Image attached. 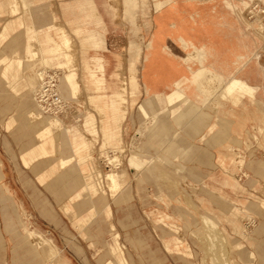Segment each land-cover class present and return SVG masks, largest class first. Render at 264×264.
Masks as SVG:
<instances>
[{
	"label": "crops",
	"instance_id": "obj_1",
	"mask_svg": "<svg viewBox=\"0 0 264 264\" xmlns=\"http://www.w3.org/2000/svg\"><path fill=\"white\" fill-rule=\"evenodd\" d=\"M54 3L58 15L53 10ZM255 5L259 9L264 8V0H0V19L6 18L0 30V89L7 91L5 95L0 94V118L2 116L4 125L3 130L0 124V165L3 167L0 173V196L12 199V205H0L1 229L16 231L17 221L12 213L19 211V223H23L21 215L24 213L26 217L33 218L37 226L38 220H42L41 227L51 230V234L64 228L70 230L73 227L60 210L61 206L66 215L72 216L89 247L98 253L102 251V246L97 245L88 228H91L90 223L96 216L104 213L110 221L111 237L103 264L118 262L115 249L120 259L118 264L124 260L130 264L125 248L120 243V232L111 221V206L104 202L101 210H98L93 197L101 194L102 201H106L105 194L109 192L114 202L122 200L120 197L124 195V199L128 198V194H125L129 186L127 171L121 168L122 162L118 165V161H121L120 156L124 152V133H127V128L131 132H139V138L143 136L142 131L138 130V114H130L135 106L145 115L140 126H146L145 129L151 133L158 124V115L166 110L170 111L179 130L192 126L196 135H200L205 127L210 133L216 128L224 134L235 132V137L228 135L233 141L225 147L228 153L218 151L211 155L230 172L235 171L239 165L240 168L243 157L236 151V147L242 142L243 133L248 131L249 123L254 122V133L249 135V139L264 143V98L258 96L264 84L258 80L262 77L257 78L251 71L253 67L264 71L260 54L264 50V41L262 34L259 35L261 25L264 26V14L250 24L245 20L248 17H243L246 13L244 11ZM14 8L18 11L13 12ZM63 33L75 44L76 52L79 51L78 82L82 95L87 93L94 112H84V103L74 99L77 98V92L75 97L67 100L69 111L78 113L71 114L78 116L66 118L69 121L75 119V122L67 123L66 119L62 120L59 116L43 114L34 97V103L23 105L22 112H18V109L10 112L14 98H23L25 92L32 93L37 88L39 70L45 65L54 69L57 67V56L52 52L54 45L51 40L60 41ZM17 45L19 48H15ZM97 59L101 60L103 72L96 69ZM45 60L48 62L45 63ZM124 69L127 70L126 76L123 75ZM91 70H97L96 79L103 81L97 83L91 76ZM202 70L208 73L203 74ZM43 71L39 86L43 82ZM123 78L127 79V102L121 108L118 100H115L122 111L112 112V94L121 89ZM98 84L102 85V89L97 92L95 86ZM142 94L148 105L140 103ZM157 101L163 104V108L155 111L152 106ZM3 103H6L5 109H2ZM96 106L103 112H98ZM209 107L215 109L217 114H227L234 118L238 129L228 130L219 121L212 122L213 115L207 111ZM225 108L229 111L218 112ZM233 109L241 112H233ZM32 111H38L37 115L44 117V121L33 118ZM67 114L70 116V112ZM51 118L58 120L59 124L52 125ZM127 118L128 127L124 126ZM19 121L22 122L20 125ZM164 127L172 132L171 126ZM7 130L21 132L23 136H15L13 141ZM137 143L136 138L132 140L133 150L128 163L132 171L140 174L144 170H152V160L138 159ZM96 145L103 149L105 157L114 158L111 162L116 163L115 166L110 164L112 168L105 175L95 156ZM109 147L113 151H108ZM193 147L196 148L189 144L175 146L173 160L183 165L199 163L191 160L197 157ZM116 150L120 151L119 156L114 154ZM143 154L151 155L147 151ZM12 159H16L15 164L17 162L20 169L12 168ZM37 166L38 171L31 173L30 170ZM110 172L120 187L115 194L108 186L107 175ZM190 172L196 180H204V177L196 175V170ZM98 173L101 174V188L97 186ZM54 176L59 177L61 182L57 202L51 201L47 190L39 184V181L44 185L51 183ZM71 176L81 182L76 183L75 190L71 187L68 189L71 195L67 198L66 186ZM208 179L219 181L220 178L209 176ZM206 186L211 196L230 203L232 217L224 214L217 217L232 224L236 233L246 237V227L240 223L242 214L251 217L255 209H264V200L245 203L230 200L224 188L236 190V186L227 178L220 189ZM42 196L50 200L56 215L47 208V201L45 207L40 206ZM156 222L167 225L174 234L173 241L163 238L166 249L169 252H182L180 248L187 243L176 236L180 228L174 217L160 213ZM206 223L216 230L212 218H206ZM24 229L26 241L32 244L35 252L50 251L53 248L56 255L54 260L58 258V248L52 238L25 225ZM56 233L59 239L56 238L57 244L62 245L59 248L64 260L60 264L81 259L66 253L63 247L65 236L61 239ZM0 238V242H3L1 232ZM128 239L136 250L148 245L143 238ZM38 240L43 241V245ZM78 244L85 245L80 240ZM172 244H175L174 249ZM83 250L84 257L90 255L89 249ZM120 251L124 252V258L120 256ZM183 254L190 256V248L185 247ZM252 256L255 254L252 253ZM156 263H161V260Z\"/></svg>",
	"mask_w": 264,
	"mask_h": 264
},
{
	"label": "rangeland",
	"instance_id": "obj_2",
	"mask_svg": "<svg viewBox=\"0 0 264 264\" xmlns=\"http://www.w3.org/2000/svg\"><path fill=\"white\" fill-rule=\"evenodd\" d=\"M53 10L58 15L55 3L53 5ZM17 11V8L13 9V12ZM246 14L247 12L245 13V16ZM5 19L6 18L0 19V30L4 25ZM261 26L262 28L260 29L259 35L262 34L261 37L264 41V26ZM30 40L32 41L31 38ZM70 42L71 49L75 52L74 54H79V51L76 52L75 44L71 40ZM32 43H34V41ZM7 47L8 46H6V48ZM15 48H19V45L15 46ZM260 54L262 56L261 63L264 64V50H261ZM253 64H255V62H253ZM43 69L45 71H50L51 73L60 70L57 67L54 69L46 65ZM41 70L37 72L39 83L42 80ZM78 70L79 64L77 55L76 62L73 61L68 71L75 72L78 77ZM251 71L253 75L257 76V78L258 76H261L262 78H258V80L262 81V84H264V71L262 72L258 67H253ZM65 72H60L61 77ZM201 72L203 74L208 73L207 70H202ZM60 73H56L58 77ZM123 75H127L126 69L123 70ZM81 76L82 75L80 73V78H82ZM39 83L37 88L34 89L32 93L27 91L24 93L23 98H14L13 106L10 107V109L12 108L10 112L16 111L17 109L18 112H22L21 109L23 105L33 104L35 100V93L40 87ZM0 94L5 95L7 94V91H1L0 89ZM126 94L127 89L125 90V97ZM258 96L264 98V88L262 86L258 91ZM76 97L77 98H74L75 100L80 99V101L84 103V106L87 109H84V112H94L89 104L87 93L84 92L82 95L81 88H79ZM146 100L145 95L142 94L139 99L140 103L148 105L149 103H147ZM126 102L127 97L125 100L119 101L121 108ZM6 103L2 104V109L7 107ZM152 107L156 109L155 111H158L160 108H163V104L157 101ZM96 108L99 110L98 112H103L102 109L97 106ZM65 109V112L60 110L52 112H63L59 116L62 120L66 119L65 122L67 123L75 122V119L70 121L68 119L71 117H77L78 115L76 114L78 113L74 110L69 111V107ZM233 110L232 111L236 113L241 112L236 111L235 109ZM207 111L213 115L212 122L219 121L220 125L225 126L228 130L231 128L238 129L235 127L236 120L231 118L229 115L220 113L217 114V111L211 107L207 108ZM228 111V108H225L223 110H219L218 112ZM33 112V118H41L37 115L38 111ZM67 112H70V116ZM71 112H75L76 114L72 115ZM123 112L125 111L123 110ZM135 112L138 114V120L140 121L138 130L142 131L143 136L139 138L137 136L139 132L134 133L130 131V128L127 125V118L124 124V126L128 127L127 133H124V152H122L120 156L121 161H118V165L122 162L121 168L124 167L127 171V181L129 186L125 191V194H128V198L124 199V195V197H120L122 200L114 202V199L109 192H106L105 194L106 201H102L101 194L93 197L94 204L98 210H101L105 203H109L111 206L113 214L111 221H113L116 229L120 232V243L125 248L124 250L129 263L264 264V209H255L251 214V217L246 214H242L240 223L246 227L247 234L246 237H243L242 235L236 233L232 224L217 217L220 214L232 217L230 214V203H227L219 197L211 196L206 190V185H209L212 188L217 187L220 189L222 187V182L225 178H227L236 186V190L224 188V193H226V196L230 200L242 201L244 203L256 199L264 200V143L249 139V135L254 133V130L252 129L254 122L248 124V131L243 133L242 142H240L239 145L235 144L237 145L236 151L243 157V164H241L240 168H238L240 166L239 165L235 168V171L230 172V170H226V168L219 165L216 162L217 159L211 154L212 152L218 151L221 153H228V150L225 147L228 144L233 143V141L229 138L237 136L235 132H227L224 134L220 133L218 128H216L210 133L208 128L205 127L200 135H196V131L192 126H187L184 129L179 130L171 117L170 111L166 110L158 115V124L154 132L151 133L145 129L146 126H140L141 121L145 118V115L138 106H135L134 109L131 110L130 114H134ZM250 112H252V109ZM240 114L241 113H239V115ZM66 117H68V119ZM1 118L0 124L1 128L4 130V125H2L3 119L1 120ZM41 119L44 121V117ZM51 122L59 124L56 119L51 118ZM21 123L22 122L19 121L18 124L20 125ZM150 125L154 128L152 124H149V126ZM166 125L171 126L170 128L172 132L167 131L168 128L164 127ZM176 131H179L177 135H175ZM7 134L10 135L12 139L16 138L15 136H19L20 134L23 136V133L18 131L8 132ZM135 138L138 140V143L136 144L138 159L152 160V170H144L140 172V174L132 171L128 163L131 151L133 150L132 140ZM260 140L262 141V139ZM184 144L196 146V148L193 147L192 150L196 151L197 157L191 160L199 161V163H186V165H183L173 160L172 155L174 153L175 146ZM164 145L165 147L161 148V146ZM107 149H109L108 151H113V148L111 147ZM104 150H106V148ZM102 151L103 149H101L99 145H96L95 156L103 175H105L107 171H110L112 165L115 166L116 163H109L106 161L107 156L105 157V154H103ZM146 151L150 152L151 155L143 154V152ZM230 153L231 152H229V154ZM114 154L119 156L120 151L116 150ZM12 160L14 162L12 168L14 170L20 169L19 164H17V162L15 164L16 159ZM185 160L190 161V159ZM107 162L109 164H107ZM2 169L3 167L0 165V173H2ZM37 169H39V166L30 170V172L35 174L36 171H38ZM191 170H196V175L204 177V180H196L193 177V174H191ZM100 176L101 174L98 173L97 186L99 188H101ZM209 176L220 179H218L219 181L210 180L208 179ZM71 178L72 179L68 181V187L66 186L65 194L67 195V198L71 195L70 190L68 189L71 187L72 190H75L76 183L81 182L80 180L75 181V178L72 176ZM60 183L59 177L57 176H54L51 183L49 182L46 185L39 181V184L43 185L48 194L51 196L50 200H54L56 202ZM250 194H253V196ZM82 198L83 197H81V199ZM161 198H164L166 202ZM17 199L19 201V198ZM50 200L42 196L39 201L40 206L43 207L47 201V208L52 210L54 213V208L51 207ZM4 203L12 205L11 197L3 198L0 196V205H3ZM88 205L89 204L86 203V207H88ZM59 208L67 217L69 224L73 227L70 230L64 228L62 230H56L51 234V230L41 227L43 226L42 220H38L37 226L35 224V220L33 218H29V216L26 217L24 213L22 214L23 216L21 215L24 224L22 222L19 223V211L12 213L17 221L15 224L17 226L16 231H13V229H1V223L0 232L3 234L4 240L3 242H0V264H46L49 260H52L48 251L39 250V252H35L32 244L27 243L24 225L32 229H37L45 236L54 240L58 248V258L50 264H60V261H64L62 260L59 248L60 246L62 247V245L57 244L56 241V238L58 239L56 232H58L61 239L65 236L66 243L64 241L65 244L63 247L66 248V253L69 252L81 258L72 262L65 261L66 264H103L104 255L108 250V242L111 237L110 221L106 214L101 213L96 216L94 221L90 223L91 228H88L97 245L102 246V251L96 253L94 249L89 247L88 241L80 235V228L75 226L72 216L66 215L61 206H59ZM209 210H213L214 212H210ZM160 213L168 214L174 217L176 225L180 228V231L177 232L176 236L180 237L185 243H187L185 247L190 248L192 253L190 256L183 254L185 247L180 248L182 252H169L166 249L163 238L173 241L174 234H172V231L167 225L156 222ZM206 218H212L214 220L216 223V230H213V228L206 223ZM129 237L139 239L143 238L148 245L144 248L136 250L131 246L130 240L128 239ZM79 240L83 241L85 245L78 244ZM83 248L87 250L89 249L90 255L87 254V257H84ZM172 248H175V244H172ZM114 252L116 254L117 261L119 262L120 259L117 255V249H115ZM252 253H254L255 256H252ZM157 260H161V263H156ZM118 262L112 264H118Z\"/></svg>",
	"mask_w": 264,
	"mask_h": 264
},
{
	"label": "bare ground",
	"instance_id": "obj_3",
	"mask_svg": "<svg viewBox=\"0 0 264 264\" xmlns=\"http://www.w3.org/2000/svg\"><path fill=\"white\" fill-rule=\"evenodd\" d=\"M256 7H257V9H256ZM244 12H247L248 16L247 15L246 16L248 17L249 20L248 19H245V20H247V24L248 23L250 24L252 22V20L259 19L260 15L264 14V9L261 8L259 10L258 5L257 6L255 5V6L248 7ZM244 16L245 15H243V17ZM59 40L60 41L51 40L52 44L54 45L52 52H53V54H56V56H57V62H58L57 68L60 69V71H64V72L67 71V72H65L62 77L61 76L59 77V82H57L55 85L56 86L55 91L58 94H60V96H61V104L59 105L57 110L65 112V110H66L65 108L69 107L67 100L75 97L76 92L79 91L80 84L78 82L77 74L75 72H69L68 71L70 66L72 65L73 61L76 62V57H77V55L74 54L75 52H73L71 49V42L66 37L65 33H63L62 37H60ZM75 55H76V57H75ZM47 62L48 61L45 60V63H47ZM96 62H97V68L96 69L103 72L104 68H103V65L101 63V60L97 59ZM46 66H48V65H46ZM97 70H91V76L97 83H100L103 80L101 81V79H96ZM44 73H45V70L42 72V74H44ZM121 74H122V72H121ZM123 81H124V84L122 85L121 89L117 90L116 92H113V94H112V98L114 99L113 105L110 108L112 112H121L122 111L120 106H118V103H116L115 100H118V102L121 100H125V94L124 93H125V90L127 89V84L125 83L127 81L126 78H123ZM43 82H44V76H43ZM38 89L35 93V101H36L37 107H38L40 112H42L43 114H45L47 116L52 117L53 115L51 113L50 114L46 113L48 111H46L45 108L42 106V104L38 101V98H37ZM95 89L97 90V92L100 91L102 89V85H100V84L96 85ZM53 117H57V116H53ZM51 124L57 125L56 122L55 123L51 122ZM107 160H110L109 162L112 161L111 157H109V156L107 157ZM107 181H108V186H109L111 192L113 194H115V192H117L120 187H119L118 181L115 179V176L112 174V172H110L107 175ZM39 242L42 243V245H43V241L40 240ZM48 252H50L49 255H51L52 260H54V258L56 256L54 249L52 248ZM120 256L124 258V252L123 251H120ZM120 264H128V263L124 260V261H121Z\"/></svg>",
	"mask_w": 264,
	"mask_h": 264
},
{
	"label": "built area",
	"instance_id": "obj_4",
	"mask_svg": "<svg viewBox=\"0 0 264 264\" xmlns=\"http://www.w3.org/2000/svg\"><path fill=\"white\" fill-rule=\"evenodd\" d=\"M43 76L44 82L39 87L37 93L38 101L48 111L46 113L60 116L63 112H52L57 111L61 104V96L55 91L58 76L56 72L51 73L50 71H45Z\"/></svg>",
	"mask_w": 264,
	"mask_h": 264
}]
</instances>
